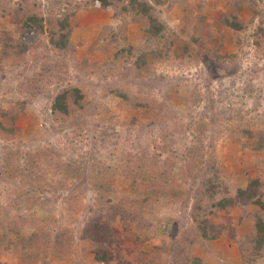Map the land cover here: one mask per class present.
<instances>
[{
  "label": "rangeland",
  "instance_id": "obj_1",
  "mask_svg": "<svg viewBox=\"0 0 264 264\" xmlns=\"http://www.w3.org/2000/svg\"><path fill=\"white\" fill-rule=\"evenodd\" d=\"M75 1L0 0V37L25 42L29 38L20 36L27 34L28 8L43 18H63ZM147 1L151 17L76 10L72 45L64 54L48 43L44 19L26 53H12L0 64V105L18 113L15 136L4 139L0 133V208L21 217L17 233L0 250V264H175L168 248L195 225L191 212L199 180L216 167L226 185L213 201L224 198L228 206L211 205V215L200 212L219 234L195 238L193 252L203 264H243L255 252L254 264H264V245L256 253L258 246L243 238L252 230L248 215L258 207L238 204L254 179L260 185L252 194L264 199V151L242 148L234 142L240 138L230 136L237 126L264 130V0H255L260 14L247 8L238 14L245 26L240 42L233 34L224 38L220 53L234 55L231 62L208 56L198 37L215 27L213 37L219 38L216 29L223 15H231L232 0ZM104 28L116 36L104 37ZM61 92L69 95L64 119L51 111ZM0 119L9 126L10 117ZM8 147L20 150L19 168L10 174L3 170ZM32 155L38 157L30 169ZM190 158L200 159L196 179L187 176ZM156 163L171 164L186 201L158 204L159 182L151 181ZM37 171L41 180L32 183ZM148 190L149 198L135 201L137 191ZM18 204L29 207L17 213ZM135 206L139 210L132 211ZM149 221L154 231L145 236ZM34 233L38 240L21 249V240ZM47 236L59 240L60 255L45 251Z\"/></svg>",
  "mask_w": 264,
  "mask_h": 264
},
{
  "label": "trees",
  "instance_id": "obj_2",
  "mask_svg": "<svg viewBox=\"0 0 264 264\" xmlns=\"http://www.w3.org/2000/svg\"><path fill=\"white\" fill-rule=\"evenodd\" d=\"M25 0H23L24 2ZM155 3H161L159 0H154ZM262 2V0H260ZM259 2V1H258ZM229 5L232 6L233 11L231 12L230 16H227L226 14L223 15V23L219 24V27L216 29V33L219 35V38L216 39L213 37V34L215 33V27H210V29H207L205 31V34L203 38L199 36V42L203 44L204 51L207 53L208 56L213 58L216 61H227L231 62L234 60V55L231 56H224L220 53V47L225 42L224 38L228 34L236 35V38L241 41L242 38L239 31L244 29V25L240 23V18L238 17V14L242 11L243 8H247L250 10L252 15H258L259 8L258 3L255 0H232L231 3L229 2ZM187 13L191 12V7H188ZM258 8V9H257ZM89 9H95L98 11H105V12H111L116 15H132L134 17L140 18V17H151L153 13V8L151 4L147 0H78L74 2V6L71 12L65 14L63 18H54L52 15H47L46 18H43L42 14L39 11H35V7L32 6L31 8L27 9V12L24 14V29L26 30L24 36H20V39L23 38H29L25 42H20L19 44L16 43L17 41L7 38H1L0 37V64L4 63L9 55L12 53L14 55H20L23 53H26L28 45L33 44L34 39H30L31 36H33L35 32L43 31V23L44 19L46 20L48 24L49 29V40L48 43L51 45V47L60 54H64L68 49L71 47L70 42V34H71V28H72V22L71 20L74 18V14L76 10H89ZM29 11V12H28ZM24 12H22L23 14ZM264 16V15H263ZM51 18L53 22H51ZM154 18V17H153ZM231 19V20H229ZM264 21V18H261V21ZM153 23V22H152ZM264 23V22H262ZM154 25V24H152ZM154 28V27H153ZM262 31V28L260 29ZM155 33H158L157 31L153 30ZM33 32V33H32ZM242 32V31H241ZM102 33L104 34V37L107 34L115 35V32H113V29L104 28L102 30ZM113 37H111L112 39ZM110 41V37L108 39ZM257 45L261 47V43L257 40ZM1 71V69H0ZM248 88H251V85H248ZM77 92V90H73ZM77 98V94H75ZM68 93L67 92H61L58 94L51 106V111L55 115L61 116L63 119L65 116H68L69 111V105H68ZM123 97V96H122ZM20 109L22 111L26 107V103H23L21 105ZM15 113L14 111L4 110L2 106L0 105V118L5 119L7 117H10L9 120V126H5L0 121V133H4L6 136H4V139L12 138L15 136ZM18 115V113H17ZM230 136L233 139L234 137H239L240 139H236L234 141L238 144H241L242 148H249L256 151H264V130H251L249 127H239L232 128L230 132ZM230 140L228 137L227 140ZM241 140V142H240ZM200 143V142H199ZM201 144V143H200ZM199 144H195L193 146V150L191 153H193L195 150L198 149ZM38 154H42L43 151H37ZM19 149H14L11 147H8V149L4 152V164L3 170L5 173L10 174L15 172V170H18V162H19ZM37 157L35 155L29 156L27 159V165H31L30 169L32 167L35 168V164L37 161ZM144 156L140 157V159H143ZM191 157V156H190ZM139 159V160H140ZM188 159V157H187ZM138 160V161H139ZM200 159H193L190 158V161L187 164L186 172L187 176L190 175L193 179L199 177L201 165L198 162ZM155 161V159H154ZM138 163V162H137ZM136 164V163H135ZM140 165V164H138ZM137 166V164H136ZM131 167L132 170H135V173L138 172L139 167ZM168 166H171L170 163H168ZM168 166L163 167L161 165L155 164V168H157V171L154 175V178L151 179V181H158L159 185L157 186L158 194L160 197L158 204L160 205H169L171 203H177L179 200L186 201L188 198V194L184 191L183 187L180 183L175 182L172 178L173 175H171V169L168 168ZM33 171V170H32ZM203 171V170H202ZM3 172V173H4ZM41 173L37 171V173L33 174V179L35 181H32V183H39L41 180ZM146 181L149 182V177L146 178ZM226 184L220 179L218 168H210V170L205 173L202 178L199 180V191H201L199 194L194 196L195 203L193 204L191 215L193 216V227L189 228V230L185 231V234L181 237V241L179 243L175 242L173 245H171L170 248H168V251H170V254L174 256L175 264H203L200 259H198L194 252L193 248L191 247L193 242H195V238L201 237L202 239L208 240L216 238V236L219 234L218 229L213 226V224H208L206 222L205 217L207 215L213 214L211 212L210 208L211 205H213L214 209H221L225 210L228 206V200L221 199L218 202H214V196L219 193L222 188ZM260 185V182L257 179L251 180L247 184V190L246 194L241 198L242 201L238 203L241 204H251L253 206H257L258 210L255 213H252L251 215H248V218L252 222V230L249 234H246L243 238H245V242L247 239L249 241H252L253 244L258 247H256V253H259V250L264 245V199L254 198V193L252 194L253 190ZM153 190V189H152ZM220 190V191H219ZM143 192L137 191V196L135 201H139L140 199L143 201V198H149V190L146 192V194H143ZM200 198H205L206 201L212 200L213 204H201ZM158 204H155V206H158ZM22 204H18L16 206L17 213H21L20 211L24 208L29 207V205H25L23 208ZM139 206H135L131 208L132 211L139 210ZM2 208H0V250H2V247L4 246V243L7 240V237L9 234H12L14 232L17 233L18 231V219H21V217L18 215L11 216L10 212L8 210H5L2 212ZM2 212V214H1ZM200 212H203L204 214H207L203 218L200 216ZM152 211L149 213V216H151ZM250 214V213H249ZM153 224L151 221L148 222L147 228L149 230H145L143 235L147 236L150 231H154L152 228ZM38 233V232H37ZM34 233L30 237L26 238L25 240H21V243L19 244L20 248L23 250L28 249L27 245L33 244L35 240H38V236L40 234ZM200 233V234H199ZM199 234L200 236H197ZM49 235V234H48ZM144 238V237H143ZM183 241V242H182ZM238 241V240H237ZM240 242V240L238 241ZM243 242V241H242ZM240 242V243H242ZM244 243V242H243ZM29 244V246H30ZM142 246V243H139ZM188 245V246H186ZM31 247V246H30ZM43 247L46 250L49 251H56L58 255L61 254L62 246L58 239L53 238L52 240H48V236L46 239V242H44ZM184 247L187 249L186 254H182ZM165 247L160 248V251H164ZM255 252L251 255L250 258H244L243 257V264H254L255 263ZM147 257V256H146Z\"/></svg>",
  "mask_w": 264,
  "mask_h": 264
}]
</instances>
